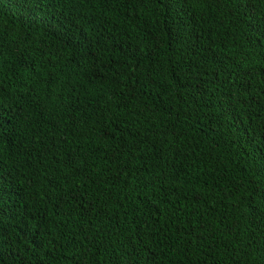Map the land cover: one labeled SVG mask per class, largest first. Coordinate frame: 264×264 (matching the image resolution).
I'll use <instances>...</instances> for the list:
<instances>
[{"label":"trees","instance_id":"trees-1","mask_svg":"<svg viewBox=\"0 0 264 264\" xmlns=\"http://www.w3.org/2000/svg\"><path fill=\"white\" fill-rule=\"evenodd\" d=\"M0 264H264V0H0Z\"/></svg>","mask_w":264,"mask_h":264}]
</instances>
